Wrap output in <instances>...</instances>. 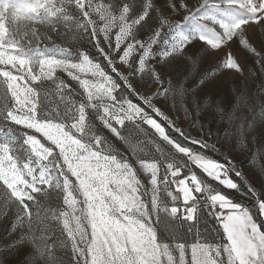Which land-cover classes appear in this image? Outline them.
Returning <instances> with one entry per match:
<instances>
[{"label":"snow or ice","instance_id":"1","mask_svg":"<svg viewBox=\"0 0 264 264\" xmlns=\"http://www.w3.org/2000/svg\"><path fill=\"white\" fill-rule=\"evenodd\" d=\"M0 264H264V0H0Z\"/></svg>","mask_w":264,"mask_h":264},{"label":"rangeland","instance_id":"2","mask_svg":"<svg viewBox=\"0 0 264 264\" xmlns=\"http://www.w3.org/2000/svg\"><path fill=\"white\" fill-rule=\"evenodd\" d=\"M241 55H243L242 53H241ZM211 62V61H210Z\"/></svg>","mask_w":264,"mask_h":264}]
</instances>
